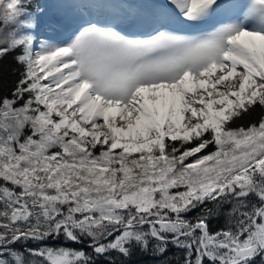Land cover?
<instances>
[{
	"label": "snow or ice",
	"instance_id": "obj_1",
	"mask_svg": "<svg viewBox=\"0 0 264 264\" xmlns=\"http://www.w3.org/2000/svg\"><path fill=\"white\" fill-rule=\"evenodd\" d=\"M8 57L0 264H264V0H0Z\"/></svg>",
	"mask_w": 264,
	"mask_h": 264
},
{
	"label": "trees",
	"instance_id": "obj_2",
	"mask_svg": "<svg viewBox=\"0 0 264 264\" xmlns=\"http://www.w3.org/2000/svg\"><path fill=\"white\" fill-rule=\"evenodd\" d=\"M16 67L14 62L12 61L11 57H8L2 65H0V94L2 95H10L11 90L15 86V82L18 79V75L13 73V69ZM260 117L259 111L253 112L251 116L246 117L245 119L238 121L236 124H234V127H238L241 124L245 127H247L251 123L258 122ZM192 215H195L193 213ZM224 224V218L220 217L213 221V228H219L223 226ZM73 248H79L80 245H71ZM183 258V253L172 248L169 250L167 254V260L170 261V264H178L180 260ZM131 264H160V259L150 256V255H144L137 252L131 261Z\"/></svg>",
	"mask_w": 264,
	"mask_h": 264
},
{
	"label": "rangeland",
	"instance_id": "obj_3",
	"mask_svg": "<svg viewBox=\"0 0 264 264\" xmlns=\"http://www.w3.org/2000/svg\"><path fill=\"white\" fill-rule=\"evenodd\" d=\"M125 3H141L143 0H123ZM180 34H189V33H180Z\"/></svg>",
	"mask_w": 264,
	"mask_h": 264
}]
</instances>
